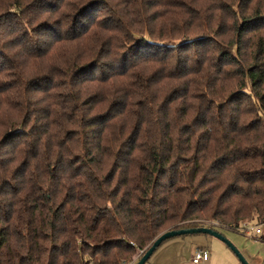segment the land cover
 Wrapping results in <instances>:
<instances>
[{
	"label": "trees",
	"instance_id": "16d2710c",
	"mask_svg": "<svg viewBox=\"0 0 264 264\" xmlns=\"http://www.w3.org/2000/svg\"><path fill=\"white\" fill-rule=\"evenodd\" d=\"M122 4L124 22L91 17ZM4 13L26 40L51 33L28 61L56 60L73 96L53 104L57 130H0V264H128L167 230L264 221V0H0ZM138 100L149 117L118 125Z\"/></svg>",
	"mask_w": 264,
	"mask_h": 264
},
{
	"label": "rangeland",
	"instance_id": "374dc122",
	"mask_svg": "<svg viewBox=\"0 0 264 264\" xmlns=\"http://www.w3.org/2000/svg\"><path fill=\"white\" fill-rule=\"evenodd\" d=\"M124 1L128 2L130 0ZM177 1L183 2L184 0ZM128 13H132L131 4L114 5L112 7L101 6L97 7L91 13V17L97 21L99 20V22L105 19H108L110 23L113 20L124 22L128 17H131L130 14L127 15ZM24 23L25 22L21 18L19 19L12 13L0 15V114L5 111L4 114L0 116V124L3 122H10L8 127L3 129L0 127V130H57V128L51 126L52 122L50 121L57 119L50 118V114L58 110V107L53 105L57 100L66 101L73 96V93H70L69 89H67L66 84H68L69 80L65 81L64 77H61L60 74L58 75L59 66L55 63L56 60L55 62L38 60L36 64L28 61L30 56L35 55L37 52L39 53L37 49L40 50V45L45 44L44 42L40 44V37H43L46 41L51 40L52 35L51 33L49 34L48 31L40 34L42 31L38 30L37 33L32 34L28 41L22 38L23 35H29L28 32L30 31V27L28 28ZM37 45L39 46L36 49ZM124 52L126 54L129 53L128 50L118 51L119 56L125 54ZM243 54L244 57L241 58V60L244 63L243 68H245L247 64H251L254 54L249 49H245ZM182 59H184V56L177 54V60ZM89 60L88 58L86 62ZM101 70L108 69L106 67H101L97 69L96 74H99ZM227 70H229L227 72L230 73V75H233L237 69ZM153 71L148 70L150 73ZM168 83L169 84L165 88L166 92L173 89H175L176 92L178 90H183L182 84ZM53 85H55V88ZM163 85L164 82L161 84L157 83V88L163 87ZM238 88L239 86L232 85L230 89L232 94ZM166 92H163V94ZM49 96L53 97V99H48ZM166 97H168V94ZM229 97L230 95L228 98ZM118 98L119 99H116V101L108 105V107L117 110L113 106L120 101V97ZM234 98L236 101L233 99L230 101L231 103L226 99L224 101V103L227 102L225 105L229 104L231 108H236L240 102H246V98L243 96H235ZM162 101V98L159 100L156 99L154 104H152L151 108L154 112L159 108H164ZM219 102H221V104L217 106L220 108L224 107L222 104L223 101ZM197 104L198 102L196 101L192 102V100H187L185 105ZM62 108H66L65 105ZM101 110L102 109H97V111L94 110L92 114H96ZM67 112L68 111H66V113ZM105 114H107V112L102 116H105ZM232 114H235V111H232ZM155 115L157 116V114L153 116ZM148 117L149 113L139 105V100L134 101L130 107V113L118 117L120 118L118 125L125 124L135 128V126L140 125L142 121ZM253 118L251 116L246 117V125L250 124ZM67 130L76 129L72 126H68ZM8 140H10L9 147L11 150L15 147L14 145L19 142V140L12 137V135H10V139L8 137ZM13 176L11 177L10 183L18 187L16 180L20 179L19 172H15V180L12 179ZM213 229L230 241L249 264H264V227L262 228L263 233L257 237L253 236V234H245L240 230L236 231L223 227H214ZM199 250L206 251L209 254V260L206 262L202 261L200 264H242L238 256L226 243L205 234L183 235L168 239L154 252L146 264H194L193 257ZM145 252V250L140 251L133 261L128 264H137Z\"/></svg>",
	"mask_w": 264,
	"mask_h": 264
},
{
	"label": "water",
	"instance_id": "95a60500",
	"mask_svg": "<svg viewBox=\"0 0 264 264\" xmlns=\"http://www.w3.org/2000/svg\"><path fill=\"white\" fill-rule=\"evenodd\" d=\"M196 234H205L212 237H215L224 243H226L238 256L242 264H249L244 256L240 253V251L227 239L223 237L218 231L214 230L213 228L209 227H198V228H191V229H181V230H168L161 234L152 244L151 246L146 250L144 255L141 257L139 262L137 264H146L147 261L151 258V256L154 254V252L168 239L183 236V235H196Z\"/></svg>",
	"mask_w": 264,
	"mask_h": 264
},
{
	"label": "built area",
	"instance_id": "2783aa9c",
	"mask_svg": "<svg viewBox=\"0 0 264 264\" xmlns=\"http://www.w3.org/2000/svg\"><path fill=\"white\" fill-rule=\"evenodd\" d=\"M204 227L209 228H222L223 226L218 222H204ZM264 227V221L255 220L252 222H243L237 228L236 231L240 230L245 234H253V236H259L263 233L262 228ZM224 228V227H223ZM209 260V254L206 251L199 250L193 257L194 264H200L202 261L206 262Z\"/></svg>",
	"mask_w": 264,
	"mask_h": 264
}]
</instances>
